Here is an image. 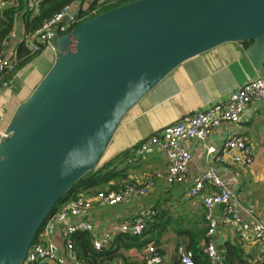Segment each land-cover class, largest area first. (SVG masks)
<instances>
[{"label":"water","instance_id":"water-1","mask_svg":"<svg viewBox=\"0 0 264 264\" xmlns=\"http://www.w3.org/2000/svg\"><path fill=\"white\" fill-rule=\"evenodd\" d=\"M225 42H249L245 54L264 76V0H133L60 34L52 65L0 137V264H22L134 104Z\"/></svg>","mask_w":264,"mask_h":264},{"label":"crops","instance_id":"crops-1","mask_svg":"<svg viewBox=\"0 0 264 264\" xmlns=\"http://www.w3.org/2000/svg\"><path fill=\"white\" fill-rule=\"evenodd\" d=\"M104 1L107 0H71L69 4L75 6L79 13L91 15L106 3ZM28 5L32 14L38 13L40 3L37 6ZM15 25L9 34L10 41L1 48L14 50L19 61L26 55L20 56L18 47L24 42L23 34L30 31L25 29L21 19ZM245 49L241 42H225L185 60L134 104L121 120L97 164L100 167L117 158L115 170L121 173L98 190L118 191L126 183L147 176L155 177L154 187L145 196L130 195L114 205L94 201L90 209L70 216L67 220V223H73L90 219L98 232L113 222L130 221L142 209L151 208L156 211L146 221L145 228L148 223L154 225L143 236L147 239L146 244L122 250L123 257L115 258L107 264H144V256L151 244L163 256L164 264L177 262L180 252L187 246L194 245L195 250L200 251L206 242L213 243L220 251L225 242H236L243 251V258L248 260L256 255L264 256V242L253 238L240 239L231 227L223 225L220 205L214 208L218 225L210 236L206 235L202 196L213 190L211 186L206 185L201 194L195 197L187 194L196 176L213 169L224 185L234 192V211L243 219L254 217L264 222V99L248 103L237 122H221L205 141H185L190 159L186 177L181 183L167 182V162L157 149L129 162L135 146L143 139L160 132L182 116L204 110L210 104L227 98L243 82L259 76L247 58ZM55 53L48 47H42L31 61L16 69L8 85L0 90L1 131H4L17 104L31 94L48 71ZM233 136L244 138L251 146L254 154L252 164L240 165L230 159L221 163L207 152L208 146L218 148ZM249 209H252L251 213ZM64 225L58 224L52 236V242L59 251L64 249ZM158 230L162 231L159 238Z\"/></svg>","mask_w":264,"mask_h":264},{"label":"built area","instance_id":"built-area-1","mask_svg":"<svg viewBox=\"0 0 264 264\" xmlns=\"http://www.w3.org/2000/svg\"><path fill=\"white\" fill-rule=\"evenodd\" d=\"M41 1L43 0H29V3L31 6H37ZM16 2L17 0H0V9L7 4L13 5ZM89 15L84 12L79 13L78 9L69 3L65 4L43 21L40 26L23 34L29 55L37 53L42 47H48L57 52L55 39L60 34L70 31ZM17 64L18 58L15 51L11 49L7 51L0 46V90L10 82L3 79L4 75L12 73L14 76ZM262 99H264V76L259 75L243 82L227 98L210 104L204 110L182 116L176 122L165 126L160 132L143 139L135 146L129 162L157 149L167 162L165 171L167 182L181 183L186 177L190 159V151L185 141L188 139L205 141L221 122H237L248 103ZM3 135L4 131L0 130V136ZM207 152L213 154L221 163L230 159L240 165H250L254 157L251 146L239 136L229 138L218 148L208 146ZM154 180V176H147L126 183L118 191L98 190L77 193L49 215L40 233L39 241L33 243L28 249L22 264H90L78 257L72 242L71 235L79 231L91 233L93 247L97 250L107 247L117 233L140 235L145 228L146 221L156 214L155 210L142 209L130 221L113 222L98 232L90 219L73 223H67V220L70 216L82 214L90 209L94 201L114 205L123 202L130 195L145 196L154 187ZM206 185L213 188L211 192L202 196L207 236H210L218 225L214 208L220 205L222 206L221 221L223 225L231 227L238 238H253L264 242V222L254 217L243 219L234 211L232 207L234 192L224 185L215 170L208 169L196 176L187 191L188 196L200 195ZM251 211L252 209H249L250 213ZM60 223H65L63 227L65 241L62 251H59L52 242L55 228ZM200 251L208 259L209 264H224L222 251L218 250L213 243H204ZM243 261L244 264H264V256L256 255L249 260L243 258ZM179 262L180 264H194L193 252L190 249H183L179 255ZM144 264H164L163 256L156 251L153 244L149 245L147 254L144 256Z\"/></svg>","mask_w":264,"mask_h":264},{"label":"trees","instance_id":"trees-1","mask_svg":"<svg viewBox=\"0 0 264 264\" xmlns=\"http://www.w3.org/2000/svg\"><path fill=\"white\" fill-rule=\"evenodd\" d=\"M70 1L71 0H43L40 2L39 11L36 14H32V10L28 5L29 0H17L16 4L6 5L4 8L0 9V46L4 48V45H6L8 41H10L11 37L9 36V34L12 30H14L16 26L15 23L20 19L22 20L25 29L28 31H32ZM130 1L133 0H107V4H104L96 13L91 14L87 18L92 17L101 11L108 10ZM243 44L245 45V47H247L250 43L245 42ZM18 54L20 56L25 54L26 56L23 60L18 61L16 69L20 65L29 61L35 55H29L28 48L25 46L24 42L21 43L18 47ZM11 76L12 73L5 74L3 79L10 80ZM126 155L127 153L123 156ZM116 162L117 158L100 167H98L97 165L94 170L85 174L63 197H61V199L55 204L51 213L55 211L63 202L67 201L70 198H73L77 193L102 189L105 184L118 177L121 171L115 170ZM43 227L44 224H42L38 229L33 243L39 241L40 233L42 232ZM153 227V223H148L147 227L144 229L141 235H133L130 233L117 234L109 246L104 247L100 250H97L93 247L92 235L88 231H79L73 233L71 235V239L80 259L87 261L90 264H107L109 261L115 258L123 257L122 250L133 247L139 248L145 245L147 239L143 238V236L149 233ZM161 232V230H158V238ZM220 248L222 249L224 264H244L242 254L243 251L239 244H237L236 242L227 241ZM186 249L193 250L194 264H209L208 259L203 255L201 251H196L194 245L191 247L187 246ZM173 264H180L179 259Z\"/></svg>","mask_w":264,"mask_h":264},{"label":"rangeland","instance_id":"rangeland-1","mask_svg":"<svg viewBox=\"0 0 264 264\" xmlns=\"http://www.w3.org/2000/svg\"><path fill=\"white\" fill-rule=\"evenodd\" d=\"M34 56H36V55H34ZM33 58H34V57H32L31 60H32ZM31 60H30V61H31ZM27 63H28V62H25L23 65H26Z\"/></svg>","mask_w":264,"mask_h":264}]
</instances>
